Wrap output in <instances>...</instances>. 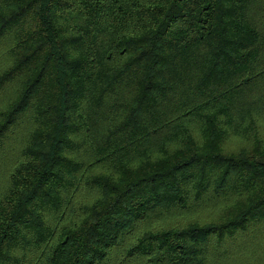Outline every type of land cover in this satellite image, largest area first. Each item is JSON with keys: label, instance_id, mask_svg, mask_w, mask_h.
<instances>
[{"label": "trees", "instance_id": "1", "mask_svg": "<svg viewBox=\"0 0 264 264\" xmlns=\"http://www.w3.org/2000/svg\"><path fill=\"white\" fill-rule=\"evenodd\" d=\"M0 264H264V0H0Z\"/></svg>", "mask_w": 264, "mask_h": 264}]
</instances>
